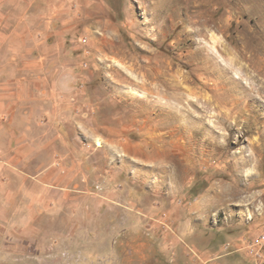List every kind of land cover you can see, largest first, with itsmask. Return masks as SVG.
Instances as JSON below:
<instances>
[{
  "label": "rangeland",
  "instance_id": "obj_1",
  "mask_svg": "<svg viewBox=\"0 0 264 264\" xmlns=\"http://www.w3.org/2000/svg\"><path fill=\"white\" fill-rule=\"evenodd\" d=\"M0 119V264H264V0H0Z\"/></svg>",
  "mask_w": 264,
  "mask_h": 264
},
{
  "label": "crops",
  "instance_id": "obj_2",
  "mask_svg": "<svg viewBox=\"0 0 264 264\" xmlns=\"http://www.w3.org/2000/svg\"><path fill=\"white\" fill-rule=\"evenodd\" d=\"M5 122L0 119V220L7 217L29 219L30 226L36 233L39 218L52 212L49 210L50 202L44 200L43 207L38 206L39 201L35 199L30 201V205L27 201L21 206L23 200H19V196L27 193V188L18 179H26L24 174L27 173L22 169L18 171V159L21 161L19 156L22 154H33V146L21 147L18 144V131L14 130L8 121ZM3 136L8 137L4 140ZM42 207L44 209L41 210Z\"/></svg>",
  "mask_w": 264,
  "mask_h": 264
},
{
  "label": "bare ground",
  "instance_id": "obj_3",
  "mask_svg": "<svg viewBox=\"0 0 264 264\" xmlns=\"http://www.w3.org/2000/svg\"><path fill=\"white\" fill-rule=\"evenodd\" d=\"M97 143L100 144V140H99V139H97ZM100 145H101V144H100Z\"/></svg>",
  "mask_w": 264,
  "mask_h": 264
}]
</instances>
